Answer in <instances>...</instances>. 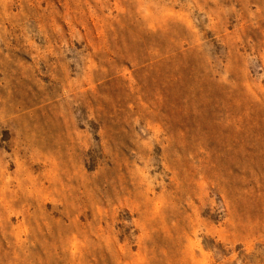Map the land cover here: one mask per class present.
Returning a JSON list of instances; mask_svg holds the SVG:
<instances>
[{"label":"rangeland","instance_id":"374dc122","mask_svg":"<svg viewBox=\"0 0 264 264\" xmlns=\"http://www.w3.org/2000/svg\"><path fill=\"white\" fill-rule=\"evenodd\" d=\"M0 264H264V0H0Z\"/></svg>","mask_w":264,"mask_h":264}]
</instances>
